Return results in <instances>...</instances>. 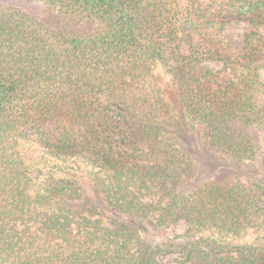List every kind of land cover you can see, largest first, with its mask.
<instances>
[{
  "label": "trees",
  "instance_id": "obj_1",
  "mask_svg": "<svg viewBox=\"0 0 264 264\" xmlns=\"http://www.w3.org/2000/svg\"><path fill=\"white\" fill-rule=\"evenodd\" d=\"M26 2L0 0V264H264V0Z\"/></svg>",
  "mask_w": 264,
  "mask_h": 264
},
{
  "label": "rangeland",
  "instance_id": "obj_2",
  "mask_svg": "<svg viewBox=\"0 0 264 264\" xmlns=\"http://www.w3.org/2000/svg\"><path fill=\"white\" fill-rule=\"evenodd\" d=\"M17 1L21 3H30V2H26V0H17ZM247 30H248L247 23L244 22L243 20H233L226 24L224 28V33L232 41V47L231 50L229 51L230 53H232V51H238L241 48V46L243 45L244 35ZM201 64L207 67L210 71H216L222 67V61L218 59H204L201 62ZM259 74L261 79L264 81V71L259 70ZM184 140L187 143L186 145L189 149L191 150L196 149L197 145H195L193 141L194 136H191L186 133ZM200 150H198V152ZM199 154L197 155L198 163L201 165V168L203 169L202 170L204 173L203 176L204 175L209 176L215 174V176L221 177V175L229 174L230 167L228 163L225 164L224 161H218L213 155L209 154L208 151H201ZM199 158L201 161L199 160ZM89 200L96 204L94 213H96L95 215H97V217L102 219L103 223L107 224L108 226L115 225L116 221L119 219V216L107 210L103 206V204L99 203L93 191L89 190L87 192V196L82 200V203L78 206L80 208L86 209L85 211H89L90 209ZM187 226H188L187 221L184 218H180L176 223L170 226V229L168 230L169 233H166V235L169 236L170 234H183L186 231ZM157 231L158 230L155 229L154 233H158ZM177 258H178V254L176 252H168L162 256H159V259L161 261L168 264H175V260Z\"/></svg>",
  "mask_w": 264,
  "mask_h": 264
}]
</instances>
